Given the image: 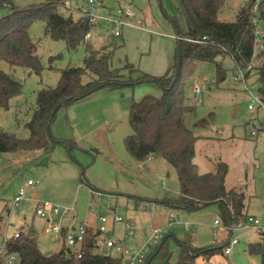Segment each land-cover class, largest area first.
Here are the masks:
<instances>
[{
    "label": "rangeland",
    "instance_id": "rangeland-1",
    "mask_svg": "<svg viewBox=\"0 0 264 264\" xmlns=\"http://www.w3.org/2000/svg\"><path fill=\"white\" fill-rule=\"evenodd\" d=\"M47 1L13 0V3L25 8ZM94 2L99 21L91 37L95 47L113 40L105 18L119 6H128L135 16L123 19L121 40L124 44L116 50L113 64L123 66L127 60L134 68L153 76L164 75L174 63L178 30L185 29L175 0ZM260 4L264 9V0H226L220 18L233 21L243 7L254 9L261 36L264 21L258 16ZM79 7L91 8L88 0H71L72 9ZM10 12L9 7H0V19ZM78 14L74 11V15ZM170 16L178 18L179 27ZM29 33L43 65L40 74L22 66H12L0 57V67L23 85L22 93L12 99L10 108L1 110L0 123L6 131L21 138L29 136L25 123L32 118L38 92L56 86L67 67L82 66L86 53L84 45L70 49L65 41L47 35L41 21L35 22ZM222 62L227 69L225 80L218 81L213 63L201 62L186 86L188 101L196 106L197 119H208L206 126L194 127L198 137L195 161L202 172L212 170L217 161L226 162L229 168L226 187L244 190L248 196L249 215L260 224L236 227L232 236H238L239 243L231 254L219 253L210 260L199 256L196 264H261L260 256L249 254L248 245L262 240L260 232L264 230V102L263 106L249 109L253 99L245 83L235 78L239 70L234 69L233 59L226 56ZM258 62L257 59L253 61L254 64ZM122 73L126 81L140 76L134 69L126 68ZM195 75L208 83V89L200 94V101L193 89ZM88 80L87 75L84 81ZM247 86L258 94L256 75L247 80ZM161 93L162 88L156 82L119 89L103 88L57 112L51 125L52 135L57 140L69 141L74 146L72 149L57 142L48 152H0V244L4 236H13L33 226L42 252L52 254L61 249L64 239L60 234L46 233V227L66 226L71 222L98 225L101 215L109 218V234L103 232L98 236L96 252L106 249L103 241L109 236L124 247H135L152 241L155 231L160 232L159 241L172 235L162 252L149 264H174L180 242H187L189 236L197 248L218 246L229 238L231 231L222 221L219 204L212 203L196 211L166 204L165 199H176L180 194L176 168L160 156L144 162L136 160L126 148L125 139L133 132L129 121L132 102L147 94ZM253 130L258 132L256 136L251 134ZM29 180L35 181V185L29 186ZM22 190L25 191L24 199L15 204L14 199ZM40 203H49L61 211L42 217L36 212ZM64 209L68 211L67 216L62 214ZM115 215H120L123 221L113 222ZM128 221L134 229L133 235L129 234ZM157 247L154 243L152 253ZM113 254L117 255L115 251ZM7 260L8 257L4 260L7 264H21L18 257L11 263Z\"/></svg>",
    "mask_w": 264,
    "mask_h": 264
},
{
    "label": "trees",
    "instance_id": "trees-1",
    "mask_svg": "<svg viewBox=\"0 0 264 264\" xmlns=\"http://www.w3.org/2000/svg\"><path fill=\"white\" fill-rule=\"evenodd\" d=\"M185 29L178 30L174 63L162 76H153L134 68L129 61L121 67L113 65L116 50L123 46L122 36L101 47H95L92 38H87L93 24L90 11L72 9L65 0H48L25 8L15 6L13 0H0V7H9L11 12L0 19V57L12 66H22L40 74L43 70L37 45L30 36V27L38 21L45 24V32L55 40H63L70 49L85 46L82 66H69L62 71L58 84L47 87L37 94L32 118L25 123L29 136L21 138L6 131L0 123V152L21 150L51 151L57 143L74 146L66 140H57L51 132V125L57 112L93 93L103 89H119L124 86L154 79L162 88L161 95L147 94L139 101H133L129 121L132 133L125 139L130 155L139 161L160 156L177 170L180 194L176 199L163 202L171 207L196 211L217 203L226 228L245 222L246 195L239 189H227L228 164L218 161L215 169L201 173L195 159V143L198 137L194 127L206 126L207 118L197 119L196 106L188 101L186 86L194 76L199 63L208 62L215 66L219 82L225 80L227 69L222 60L230 56L234 69H245L255 59L246 73L247 79L257 76L258 94L264 102V36L263 48H256L257 13L243 7L236 19L224 21L220 14L226 0H175ZM263 4V3H262ZM260 4L259 18L264 21V9ZM74 11L79 14L74 15ZM170 20L179 27L176 16ZM137 70L140 76L134 81L124 79V69ZM254 71V72H253ZM88 81H84L85 76ZM22 83L0 67V116L2 109H9L11 101L22 93ZM88 237L80 249H69L64 245L52 254H44L39 246L37 232L33 226L21 229L19 236H11L6 247V256L15 254L21 264H122L119 255H105L94 251L97 247L93 228L87 224ZM262 241L251 242L248 252L261 258L264 264V231ZM230 235V234H229ZM172 235H166L152 253L147 263L158 256ZM229 237V236H228ZM228 240V238L226 239ZM224 240L210 248H197L190 240L180 242V251L174 264H196L199 256L210 260L224 253ZM79 253L81 256H79ZM5 257L0 262L7 264Z\"/></svg>",
    "mask_w": 264,
    "mask_h": 264
},
{
    "label": "built area",
    "instance_id": "built-area-1",
    "mask_svg": "<svg viewBox=\"0 0 264 264\" xmlns=\"http://www.w3.org/2000/svg\"><path fill=\"white\" fill-rule=\"evenodd\" d=\"M91 8L90 11V21L93 24L92 29L88 32L87 38H91L93 31L98 28V17L95 15V2L94 0H88ZM65 5L67 7H71V0H65ZM135 16L134 12L131 11V9L128 6H119L115 12L111 13L106 19L108 22V25L110 26L109 29V36H122V28L125 25L123 19H131ZM139 24H142L141 20H138ZM263 36L264 31H262L261 36L258 35V31L256 32V38L255 42L257 45H259V48H263ZM253 66V62L250 63L245 69H240L239 72L236 74V79L240 80L241 82L245 83L246 90L248 91L249 95L253 99V103L249 105V109H254L256 106H263V101L259 94H255L252 91L248 89L247 86V77L246 73L249 69H251ZM194 78V84L193 89L196 94L197 101L201 100L200 94L208 89V83L206 82V79H202L201 76H197ZM257 104V105H255ZM253 136H256L258 132L256 130H253L251 132ZM35 181L29 180L28 185H35ZM24 193L25 191L22 190L18 196L15 197L14 203L18 204L20 201L24 199ZM60 208L55 207L49 203H40L38 204V207L36 209V212L38 215L42 217H48L51 214H58L60 213ZM62 214L64 216L68 215L67 209H64L62 211ZM98 220L100 221L98 232L101 234L103 232H109V229L107 227L109 223V218L106 216H99ZM123 221V218L120 215L114 216V222H121ZM252 225L254 227L258 226L260 224V221L256 218H252L251 216L248 217V219L245 222H241L238 225L229 227V231H231V234L229 235L228 241L224 248V253L229 255L232 253L234 247L239 243L238 236H232L233 231L236 229V227H243L246 225ZM220 222L216 220V225H219ZM127 225L130 226V223L127 222ZM131 227V226H130ZM46 233H56L63 236L64 239V246L69 249H80L82 245L87 240L88 237V230L85 223H79L75 224L73 222L67 224L66 226H60V225H52L51 227L45 228ZM165 233V230L163 231ZM20 232L17 231L14 236H19ZM129 234H134V229L131 227L129 230ZM159 235L160 232L155 231V235L150 242H145L144 244L135 246V247H124L123 244H120L118 241H116L112 236H109L104 240V244L106 249L101 251L105 255H112L115 251L117 255L122 257V264H142L144 261H148L152 254V246L154 243L160 244L161 240L159 241ZM10 237L4 236V241L2 244H0V259L3 257H8L7 262L11 263L14 260H16L17 256L15 254H11L6 256V247L7 242ZM79 256L81 254L79 253Z\"/></svg>",
    "mask_w": 264,
    "mask_h": 264
},
{
    "label": "crops",
    "instance_id": "crops-1",
    "mask_svg": "<svg viewBox=\"0 0 264 264\" xmlns=\"http://www.w3.org/2000/svg\"><path fill=\"white\" fill-rule=\"evenodd\" d=\"M175 57V56H174ZM114 65V64H113ZM114 66H116V67H121L122 66V64L120 65V66H118V65H114ZM172 66V65H171ZM170 66V67H171ZM169 67V68H170ZM168 68V69H169ZM153 157H151L150 159H152ZM194 161H195V159H194ZM196 162V161H195ZM218 162V161H217ZM217 162H215L214 163V168L212 169V170H208V171H205V172H202V171H200L201 173H206V172H210V171H213L214 169H215V166H216V163ZM198 165V164H197ZM227 178V177H226ZM31 186H33V185H31ZM227 189H229V188H227ZM230 189H239V190H242L243 192H244V190L241 188V187H235V188H230ZM245 193V192H244ZM245 195H246V193H245ZM247 202H248V196L246 195V214L247 215H249V212H248V209H247ZM250 216V215H249ZM114 222V221H113ZM129 222V221H128ZM81 223H85V222H81ZM85 224H87L89 227H92L93 228V232L94 233H97V236H96V244H97V246H99V241H98V239H99V235H100V233L98 232V227H99V224L98 225H95V224H92V223H85ZM126 225H127V222H126ZM128 226V225H127ZM128 228H129V230H130V226H128ZM264 231V230H263ZM109 234V233H108ZM260 234H261V232H260ZM261 236H262V234H261ZM11 237V236H10ZM262 240H263V236H262V238H261ZM262 240H256V241H253V242H257V241H262ZM227 241L228 240H226V243H227ZM223 242V241H222ZM251 243V242H250ZM103 244H104V241H103ZM64 245V244H63ZM104 246H105V244H104ZM103 251V250H102ZM99 252H101V251H99ZM233 252V251H232ZM227 255V254H226ZM214 257V256H213ZM212 259V258H211Z\"/></svg>",
    "mask_w": 264,
    "mask_h": 264
},
{
    "label": "water",
    "instance_id": "water-1",
    "mask_svg": "<svg viewBox=\"0 0 264 264\" xmlns=\"http://www.w3.org/2000/svg\"><path fill=\"white\" fill-rule=\"evenodd\" d=\"M148 82H155L154 79L148 80ZM190 239V236L188 237V240Z\"/></svg>",
    "mask_w": 264,
    "mask_h": 264
}]
</instances>
